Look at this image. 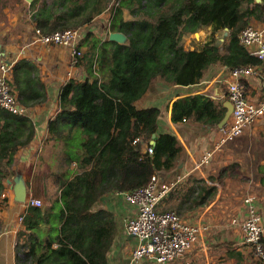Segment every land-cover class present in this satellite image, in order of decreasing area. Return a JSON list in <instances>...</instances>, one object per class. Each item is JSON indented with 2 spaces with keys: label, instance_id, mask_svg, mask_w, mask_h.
I'll return each instance as SVG.
<instances>
[{
  "label": "trees",
  "instance_id": "16d2710c",
  "mask_svg": "<svg viewBox=\"0 0 264 264\" xmlns=\"http://www.w3.org/2000/svg\"><path fill=\"white\" fill-rule=\"evenodd\" d=\"M15 3L29 6L42 33L81 28L103 11L111 14L103 28L107 36L89 31L80 41L87 48L79 65L86 75L61 87L59 112L48 122L45 138L56 146L49 161L58 194L49 198L52 205L46 209L31 208L32 232L17 245L16 254L20 264H109L116 225L108 211L95 209L96 203L107 193L149 185L159 171L175 168L184 152L173 130L160 131L161 108L140 107L138 101L154 79L184 87L201 82L213 67L260 65L261 59L241 44L240 34L253 19L264 21V0H0V8ZM125 9L133 19H125ZM209 26L212 30L200 47L184 46L186 35ZM223 30L229 37L219 44ZM112 31L124 33L127 42L111 40ZM10 84L25 107L48 100L39 68L28 58L15 62ZM226 112L224 102L195 93L173 101L171 118L174 123L194 119L214 127ZM36 132L30 115L0 106V205L5 181L16 171V155ZM259 171L264 185V165ZM228 179L246 180L240 162L226 164L208 180L191 175L165 199L162 211L185 217L187 211L210 204L219 193L218 184ZM39 224L48 227L44 235Z\"/></svg>",
  "mask_w": 264,
  "mask_h": 264
},
{
  "label": "crops",
  "instance_id": "0c3cea01",
  "mask_svg": "<svg viewBox=\"0 0 264 264\" xmlns=\"http://www.w3.org/2000/svg\"><path fill=\"white\" fill-rule=\"evenodd\" d=\"M28 7L18 3H15L13 8L11 6L1 7L0 61L14 64L21 58L33 61L39 68L42 80L48 88V100L31 109L37 127L36 136L28 146L18 151L14 164L16 171L5 181L7 196L2 197L0 205L2 220L0 264H20L16 258L17 245L22 244L25 236L32 232L28 227V221L34 217L31 208L36 206L16 200L15 178L20 177L25 183L27 198H38L43 201V206L40 207L42 209L51 206L52 202L49 198L56 197L58 194L56 181L51 178L52 165L49 161L56 146L46 143L45 138L48 122L59 112L61 87L70 78H73L75 72L70 65V53L67 48L43 44L37 40L31 17L32 12ZM124 14L125 19H133L128 9L124 10ZM110 17L109 11H103L94 17L91 24L85 27L97 35L105 34L104 36H107L103 28L104 23L109 21ZM250 24L264 28V21L253 19ZM211 30L212 28L209 26L199 31L201 34L195 35L196 45L204 43L206 41L204 37H207ZM202 32L207 34L202 36ZM221 32H225L224 34L228 35L226 37H229L228 30ZM190 49H194V47H190ZM251 54L253 53L251 52ZM261 61L262 63L256 66L257 72L245 78L248 97L255 101H261L264 98V59ZM228 71L229 68L225 66L213 67L201 82L184 87L171 86L162 80L154 79L148 92L138 101V105L141 107L157 104L162 110L160 131L173 130L184 146L183 155L177 166L171 170H161L157 174L160 182L173 185L167 199L173 191L179 190L180 186L186 183L193 174L208 180L212 175L217 176L220 170L232 161L240 162L245 173V181L228 179L224 185L218 184L219 193L210 204L185 213V218L187 217L189 221L207 227L201 232L190 257L195 259L198 264H264L263 261L254 260L250 248L243 243L242 223L247 217V211L243 199L241 200V197L244 198L252 192H254L252 194L258 195L259 199H256L255 203L256 210L262 216L264 224V185L261 184L262 174L259 171V166L264 165V117L249 126L239 138L227 144L221 153L216 154L209 164L200 169H196V165L203 154L216 143L219 137L218 127L202 124L194 119L174 123L171 118L172 103L178 97L206 93L216 101L225 103L228 100L226 97L227 81L230 79ZM260 122L263 123L259 124ZM244 134L246 135L244 142L237 143L239 139L243 140ZM257 135L261 139L256 143ZM145 148L146 146H144ZM242 149L248 150L251 158L241 160L234 157L239 153L242 154ZM232 152H234L232 159L224 160L225 154L229 156ZM237 188H243L245 193L236 195L239 192ZM228 197L233 200L228 201ZM166 200L161 203L160 209L168 203ZM178 200L177 195L172 201L176 203ZM226 202L228 205L224 210ZM95 209L108 211L116 225V235L108 255L109 264H162L153 258L134 260L133 252L137 246V238L127 232L126 222L136 214L138 205L129 201L124 193H107L96 203ZM47 230L46 225H38L40 234L44 235ZM57 231V229L54 230V232ZM42 237L41 240H44L46 236ZM53 245L57 246V243L55 242ZM167 264H177V262Z\"/></svg>",
  "mask_w": 264,
  "mask_h": 264
},
{
  "label": "built area",
  "instance_id": "2783aa9c",
  "mask_svg": "<svg viewBox=\"0 0 264 264\" xmlns=\"http://www.w3.org/2000/svg\"><path fill=\"white\" fill-rule=\"evenodd\" d=\"M89 31L87 27L69 28L53 33H42L35 28L36 38L43 44L65 47L70 53V65L75 70L79 67L84 55L80 41ZM241 44L260 59H264V28L249 24L240 34ZM14 63L0 61V106L15 114L34 116L32 108L23 106L18 93L10 84ZM226 97L232 103V111L226 123L218 127L219 137L214 146L207 150L196 169L209 164L216 154L221 153L227 144L239 138L245 130L264 117V98L255 101L248 97L243 80L254 75L257 67L246 65L229 69ZM86 73L73 76L82 79ZM35 121V120H34ZM186 121V119H184ZM37 129V127H36ZM136 139L134 142H137ZM149 152L153 148L147 147ZM173 185L160 182L155 175L152 182L144 187L125 192V197L138 205V211L126 222V230L137 238L133 252L136 261L142 258H153L158 263L198 264L190 257L200 234L206 226L191 222L173 210L162 211L161 203L169 195ZM7 196L6 192L2 197ZM251 195L245 198L247 217L243 229V243L250 248L254 260L264 262V224L262 216L256 210V198ZM26 204L42 207L43 201L38 198L26 199Z\"/></svg>",
  "mask_w": 264,
  "mask_h": 264
},
{
  "label": "rangeland",
  "instance_id": "374dc122",
  "mask_svg": "<svg viewBox=\"0 0 264 264\" xmlns=\"http://www.w3.org/2000/svg\"><path fill=\"white\" fill-rule=\"evenodd\" d=\"M127 16L129 17V15L127 14ZM208 29V28H207ZM103 33V32H102ZM200 34H201V32H199ZM210 33V32H209ZM209 33L207 34V33H204V32H202V36H205L206 34H207V37H204V38H206V40H207V38H208V35H209ZM225 32H220V34H219V38H220V40H219V44H221L222 42H223V39H225V38H227L226 36H228V35H225L224 34ZM184 46L186 47V48H190V47H194V48H197V47H200L201 45H196V39H195V34H189V35H186V37L184 38ZM197 46V47H196ZM82 72H85L84 70H83V68L82 67H78L77 69H75V72H74V75L73 76H76L77 74H82ZM263 122H260L259 124H262ZM255 128V127H254ZM253 128V130H256V129H254ZM257 128V127H256ZM245 134L242 136L243 137V140L242 139H239L238 141H237V143H243L244 142V140H245ZM241 137V138H242ZM260 136L259 135H257V137L255 138V142L257 143L261 138H259ZM252 140H254V139H252ZM243 150V149H242ZM233 155H234V152H232V153H230L229 154V156H227V154H225V157H224V160H226V159H228V158H231L232 159V157H233ZM234 157H237V158H239V159H241V160H243L244 158L245 159H247V158H249L250 157V153H249V151L247 150H243V153L241 154V153H239L237 156L235 155ZM251 158V157H250ZM237 190L239 191V192H237L236 193V195H242L243 193H245V191H243V188H237ZM251 192V191H250ZM249 193V192H248ZM252 193H254V192H252ZM252 193H249V194H247L244 198H242L241 197V200L243 199V201L245 200V198L246 197H248V196H251V195H255V194H252ZM233 195V194H232ZM256 199H259L258 198V195H255L254 196ZM228 201H232L233 199H231L230 197H228V199H227ZM234 201H237V200H234ZM245 203V202H244ZM225 207H224V210H226V207H227V205H228V202H226L225 203ZM246 206V205H245ZM187 218V217H186ZM188 219V218H187ZM245 220V219H244ZM244 222V221H243ZM242 225H243V223H242Z\"/></svg>",
  "mask_w": 264,
  "mask_h": 264
},
{
  "label": "water",
  "instance_id": "95a60500",
  "mask_svg": "<svg viewBox=\"0 0 264 264\" xmlns=\"http://www.w3.org/2000/svg\"><path fill=\"white\" fill-rule=\"evenodd\" d=\"M29 3H31L33 0H26ZM261 1V0H257ZM199 32L195 33L196 36H199ZM109 38L111 40H116L120 43H126L127 42V37L124 33L122 32H117V31H112L109 33ZM224 105L227 108V112L223 118V120L218 124V126H222L224 123H226L230 117L231 111H232V103L227 100ZM152 143H155V141H152ZM14 192H15V198L16 200L20 202H25L27 199V188L25 183L22 181L20 177L15 178V184H14Z\"/></svg>",
  "mask_w": 264,
  "mask_h": 264
}]
</instances>
